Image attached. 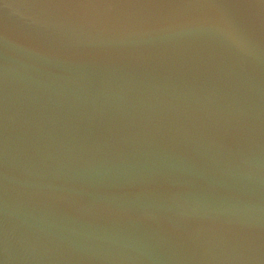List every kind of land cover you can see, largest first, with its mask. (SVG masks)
<instances>
[{
  "label": "water",
  "instance_id": "obj_1",
  "mask_svg": "<svg viewBox=\"0 0 264 264\" xmlns=\"http://www.w3.org/2000/svg\"><path fill=\"white\" fill-rule=\"evenodd\" d=\"M255 7L0 0V264H264Z\"/></svg>",
  "mask_w": 264,
  "mask_h": 264
},
{
  "label": "snow or ice",
  "instance_id": "obj_2",
  "mask_svg": "<svg viewBox=\"0 0 264 264\" xmlns=\"http://www.w3.org/2000/svg\"><path fill=\"white\" fill-rule=\"evenodd\" d=\"M260 5V23L264 28V0H33L37 8L58 10L71 16L92 18L97 13H113L120 10L159 9H210L223 32L233 33L236 28L232 18L220 9H256ZM244 21L241 20L243 25Z\"/></svg>",
  "mask_w": 264,
  "mask_h": 264
},
{
  "label": "clouds",
  "instance_id": "obj_3",
  "mask_svg": "<svg viewBox=\"0 0 264 264\" xmlns=\"http://www.w3.org/2000/svg\"><path fill=\"white\" fill-rule=\"evenodd\" d=\"M206 27L219 32L225 40H227L228 42L236 45L238 48H240L241 50L244 49L245 47V38L240 34V32L238 31L237 28L234 29L233 33H227V32H223L222 29L219 28L218 26V22L216 20H205L202 22Z\"/></svg>",
  "mask_w": 264,
  "mask_h": 264
}]
</instances>
